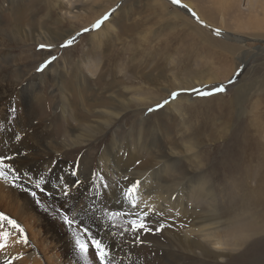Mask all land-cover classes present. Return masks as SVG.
Returning a JSON list of instances; mask_svg holds the SVG:
<instances>
[{
  "label": "rangeland",
  "instance_id": "374dc122",
  "mask_svg": "<svg viewBox=\"0 0 264 264\" xmlns=\"http://www.w3.org/2000/svg\"><path fill=\"white\" fill-rule=\"evenodd\" d=\"M165 1H169L167 6L170 4L174 11L178 9L183 15L173 18L169 7L162 9L163 12L152 4L153 0H0V88L8 91L14 100L18 89L25 92L27 98L36 94L43 98L36 106L37 120L41 122L42 118V122L52 123L58 142L66 140L71 131H84L86 135L89 128L84 130L82 125L88 121L96 125L99 121L111 119L107 115L99 117L97 110L122 111L120 118L107 129L105 127L104 132L92 138L88 145L58 155V175L72 177V165L79 161V172L83 171L90 179L92 172H100L108 182L109 176L101 167L103 163L99 157L117 136L121 142L120 156L123 154L126 159V156L130 158V153H138H135L137 159L132 164L135 176L131 180L148 177L150 170L155 171L153 173L161 170L165 161L163 156L169 161L165 168L171 170L163 174L164 179L174 188L178 189L177 185L188 191L184 184L205 180L208 191L200 198L198 207L193 208L194 203H189L186 214L171 213L169 209L178 197L173 195L175 199L171 198L166 204V211L170 214L155 216L151 226L155 228L163 222L166 226L161 232L142 233L143 243L138 246L124 242L130 239V234H126L123 241L117 237L124 247L134 249L142 264H264V88L258 92L255 83H264V0H182L203 24L198 23L187 9L172 4L171 0ZM112 9H116L115 12L99 29L83 33L67 48L59 47L84 28L91 29L97 19ZM185 15L197 25L190 23ZM255 21L262 23L259 30L250 28L251 22ZM215 29L222 33L215 35ZM104 30L110 34L108 38V34H103L105 32L99 35ZM197 30L200 34L196 33ZM41 32L56 40L50 44L54 46L51 51L39 48L40 44L48 43L35 44L34 38ZM233 37L242 39L237 44L231 42ZM51 55L58 59L43 72H37L36 68ZM84 58L100 63L96 77L83 68ZM75 66H80L88 76V84L83 86L85 90L81 95L76 87L78 69L72 68ZM185 67L189 68L186 73ZM205 67L214 68L217 82L200 84L196 88L212 91L223 85L224 92L200 96L191 89L173 87L175 71L179 79H185ZM229 67L231 72H228ZM64 68H67L66 72ZM241 68L240 75L236 76ZM35 73L39 79L32 78ZM253 73L255 75L251 76ZM245 78L248 95L241 98L238 115H223L219 112L224 110L209 108L208 99L221 95L224 102L229 101ZM23 79L26 80L21 83ZM230 79L234 83H229ZM168 89L171 90L166 93ZM172 92L180 94L173 100ZM144 97L151 98L149 107H144L148 103ZM165 99L170 101L169 104L148 112ZM179 99H182V105L176 106ZM179 105L180 114L176 111ZM62 106L66 110H76L65 115ZM124 109L127 110L124 112ZM225 125L228 131H224ZM157 178L161 180L162 173L161 178ZM90 189L93 194L92 185ZM86 192L82 185L74 191ZM103 203L109 208L111 205L114 210L133 211L103 201L100 212ZM0 212L19 222L1 208ZM194 220L196 227L192 223ZM188 230H192V239L186 238ZM217 236L224 244L222 248L211 244L218 240ZM188 240L199 248L187 250ZM200 244L204 247L200 248ZM205 245L211 252L203 254L207 249Z\"/></svg>",
  "mask_w": 264,
  "mask_h": 264
},
{
  "label": "bare ground",
  "instance_id": "6f19581e",
  "mask_svg": "<svg viewBox=\"0 0 264 264\" xmlns=\"http://www.w3.org/2000/svg\"><path fill=\"white\" fill-rule=\"evenodd\" d=\"M153 2L154 3H152V2L151 3L154 4L156 7H159L161 10L167 9L169 7V9L172 10V14L174 16L173 18H180L181 15H183V14H181V12L178 9H176L177 11H174L170 7V4H169V6H167V3H169V1L167 2L165 0H153ZM154 5H152V6H154ZM151 9H153V8H151ZM68 15H70V14H68ZM185 16L189 21L190 19L187 17V15H185ZM77 17H80V16L77 15ZM86 17H87V15H86ZM63 18H64V16H63ZM190 23L196 24L192 20H190ZM54 24L56 25V22ZM248 25L250 27V24H248ZM248 25H246V29L247 28L249 29ZM261 25H262V23L260 24V21L251 22L250 28L253 27L255 30L256 29L259 30ZM242 29H244V28H242ZM101 32L102 33L105 32V33H103L104 35L108 34V32L106 30H104V31H100L99 35H102ZM196 33L200 34V31L197 30ZM69 35L66 38H69ZM109 35L110 34H108L106 36V38H108ZM223 38L226 41L228 40L227 37H225V36H223ZM240 39H242V38H237V37L234 38L233 37L231 42H235V43L239 44L238 40H240ZM55 41L56 40L52 39V37L49 36L48 33H46V32H41V33H39V35H37L36 38H34L35 44H39V43H43V42L48 43V44H53ZM220 48L225 49L222 46ZM230 51L233 52L232 50H230ZM205 61H203V62L205 63ZM197 64H198V62H197ZM186 65L188 66V64H186ZM202 66H204V64ZM79 67L80 66H75L72 68L78 69V81L79 82L76 84V87H77V90L79 91V95H81V91L84 89L83 86L85 87V85L88 84V76H86L85 72H83L82 69ZM83 68L92 77H96L99 70H100V63H97V62L94 63V61L92 59L84 58ZM196 68H197V66H196ZM66 69L67 68H64V72H66ZM80 69H81V71L79 72ZM183 70H185V73H186L189 70V68L185 67V69H183ZM193 70H195V69H193ZM199 70L200 71H198V72L190 73V77L185 78V79H179V77L177 76L178 74H176L175 73L176 71H175L173 73V81H174L173 87H177V89L190 90L192 88L199 87L200 84H210L212 82H215L218 79V77L215 74H213V71H215L214 68L205 67V68H201ZM231 71L232 70L229 67L228 72H231ZM248 75H249V73H247V76ZM253 75H255V73H253L251 76H253ZM61 76H62V74H61ZM32 78L39 79V75L35 73V74H33ZM42 78H43V75H42ZM57 79H59V78H57ZM98 79H99V76H98ZM25 80L26 79H23V81L21 83H23ZM30 82H31V80H30ZM246 83H248V82H247V79L245 78L244 80H242L240 82V84L237 85L238 88L233 92V97L231 99H229V101L224 102L225 101L224 97H222L221 95H218L217 97L214 96V98L208 99L206 102V103H208L207 105L211 109L215 108L216 110H224V111L219 112L223 115L231 114L233 117L238 115V112H239L238 106L241 105V98L244 99V97L248 95L247 91H248L249 87H246ZM255 83H256V90L258 92L263 91L261 89L264 88V83H263V85H261L262 82H258V83L255 82ZM254 87H255V85H254ZM128 88L129 87H126L127 90H128ZM171 89H168L166 91V93H168ZM3 90L0 88V155H12L14 157V160L9 161V163L13 164L14 168L17 170V175L20 176V179L16 181V184L21 185L22 187H14L12 184L6 183L2 179H0V208L4 212H7L8 214L12 215L13 217H15L19 220L18 223L22 224V226L26 230V233L29 237L30 243L25 246V245H19V244H12L10 241L11 246L8 249L4 250L3 252H0V264H3L5 257L11 258L12 256H15L17 254H20L22 258L19 260L13 261V264H84L83 259L80 257L77 249L75 248V241H74V238L72 237L71 230L66 225H64L62 223V221L59 219V216L57 215L56 210L57 209H61V210L76 209L79 207L80 203L89 202L90 197L95 198V197H93V194H92L93 190L90 189V187H91V185H89L90 178L83 171L80 170V172L78 174V178L80 180L84 181V183L82 184V187L85 188L87 190V192L86 193H74L73 192L71 199H66L60 194L59 188L54 187V185L58 184L59 177H61V176H63L65 178V180L69 183L71 181H73L74 179H76V177L72 178L66 174L58 175L56 173V161L58 159V155L64 154L68 150L72 151L73 148H76L77 146H84L86 144L88 145V142H90L92 138H94V137L98 136V134L104 132L105 127L107 129L112 124V122H114V120H117L118 118H120L122 111L121 110L120 111L111 110L110 108H102L99 111L97 110V112H98L97 114H99L98 115L99 117H101L103 115H107L111 119L109 118L110 120H107L105 122H100V121H99V123L96 122L97 123L96 125H92L91 124L92 122L89 123L88 120L84 119V120H86V122L88 121L87 123H84V125H82V126H84V130L86 128H89L88 131H85L87 133L86 135L83 133L84 131L75 130L73 132L71 131V134L67 133V137H66L67 139L66 140L63 141V139H62V141H61V139H60L59 141H61V142H58L55 138L56 135L54 134V129H53L52 123H50L48 121L46 123H44V122H42V118L40 119L41 122H38V120H37L38 119V115H37L38 112H37L36 106H37V104H39L42 101L43 98L42 99L39 98L38 94H36L34 96L32 95L33 97L27 98L25 92H23L22 90L20 91V89H18V94L16 96V100H14L15 97H13V99H11L9 92L3 91ZM62 93L65 94L66 91L63 90ZM166 93H165V95H166ZM13 95H14V93H13ZM144 98H145L146 102L148 101V103L145 102L146 104L144 105V107L145 108L149 107L151 105V101H150L151 98H147V99H146V97H144ZM159 100L160 99H158L157 101H159ZM181 100L182 99H179L175 102L176 106H178L177 104L182 105ZM261 100H262V98H261ZM136 102H139V101H136ZM74 103H77V102H74ZM69 104H70V106L72 105L71 102H69ZM119 104L123 105V103H121V102H119ZM257 104H260V102L258 101ZM181 105H179L178 110L176 109V111L179 114L182 111L180 109ZM259 107H261V106H259ZM12 108H14L16 110L15 113L11 111ZM61 108H62V110L64 109L63 106ZM74 110H76V109H74ZM74 110L72 111L71 108L67 109V110L64 109L63 113L66 115L69 111V114H71L72 112H74ZM126 110L127 109H124L123 111L125 112ZM128 110H130V109H128ZM87 112H90V111L88 110ZM92 112L93 111L91 110L90 113H92ZM94 112L96 113L95 110H94ZM104 117H102V118H104ZM87 118H93V117H87ZM36 121H37V123H35ZM89 125H91V127ZM226 127H227V125H225L224 131H228V129H226ZM72 130H73V127H72ZM76 132H78V135H76ZM17 134H19L21 136V139L19 141H17L15 139ZM130 136H132V135H130ZM100 137H102V136L100 135ZM116 137L117 136H115L111 145L106 146V148L101 152V156L99 157L100 161L103 163L101 165V167H103L106 170V172L105 171L104 172L109 176L108 183L113 185V188L109 189V195H107L106 197L96 199V209L97 210L95 212L91 213L88 217H85L84 221H83V223L87 224L89 227L92 228L93 232L99 233V238L103 239L105 243H108L110 245H116V244L121 243V242L118 240L117 237L112 238L110 236V233L115 231L114 228L109 227L106 229L103 227L104 221H103V218L101 216L99 206L101 205V203L103 201L107 202V205L112 204V203H116L115 197L119 193L120 186L121 185H127L125 183V181L123 180V177L128 176L129 179L131 180V177L135 176V174L133 173V169L135 168V166L133 168L132 164H134L133 162L135 161V159H137L136 155H135V153H136L135 150H134L135 153H130V158L126 156V159H125L123 154H122V156H120V147H121L120 144H121V142L119 139H116ZM95 139H97V138H95ZM70 142H71V144H69ZM141 143L142 142L139 139L138 144L140 146H141ZM245 143H243V141H242L243 145ZM188 150L190 152L193 151V149H188ZM123 151H125V150H123ZM136 154H138V153H136ZM166 157L167 156H165V157L163 156V158H165L163 165H162V163L159 162V164L162 165V167H161L162 172H161V170H158V167L161 166L160 165L156 168L158 170L156 173H153L155 171H151L150 169H148V170H150V175H148V177L146 176L144 178L140 177V179L142 180V188H141L140 195L144 201H146L148 204L155 205V208L158 211L163 212L164 215L170 214V213H167V211H166V208L168 207L166 204H169V200L172 198L173 195H177L178 197H177L175 203L173 205H171V211H172L171 213L179 212V213H185L186 214L187 205L189 203L192 205L194 203L193 208L198 207L197 204H198L200 198L203 197V194L208 191V189H207L208 184L203 179H201V180L197 179V181H191L187 186H185L186 184L183 185L184 189H187L188 191H184L183 189H179V187L177 185H176V187L178 189L174 188V186L172 184H169L167 182V180L164 179V176H163V174L165 172L171 171V170H168L165 168V166L168 167L165 164L169 163V161H168V159H166ZM147 161H149V160H147ZM159 164H157V165H159ZM143 165L146 166V164H144V163H143ZM154 167H155V164H154ZM142 168H143L142 170H144V167H142ZM49 169H51V170L49 171ZM230 171H232V170H230ZM144 173H145V171H144ZM161 173H162V178H161ZM153 174L159 176L161 178V180L158 179L157 176L155 177ZM41 178H43V180H44V184H42V187L45 188V192H43V193L40 192L39 189L35 188V182L40 180ZM136 179H139V177ZM23 189H28L29 191H24ZM30 191H36L37 192V196L41 201L40 204L36 203V200L30 195ZM48 192H51L52 195L51 196L47 195ZM116 204H118V203H116ZM41 205H43V207ZM118 205L122 209L123 208L131 209L130 205H128L126 202H122L121 204H118ZM104 206H105V203H103L102 209ZM117 206H116V208H117ZM110 208H111V205H110ZM142 208H143V206H142ZM132 210L136 211L134 209H132ZM68 214L71 215L70 212ZM97 216H100V219ZM155 219H156L155 216H153L152 222H155ZM157 222H159V221H157ZM56 223H57V225H56ZM192 223L194 224V227H196L197 223L195 222V220ZM229 231H230V229H229ZM185 233L187 235L186 238H189L190 236H192V230H188ZM217 239L218 240L212 242L211 244L219 245L218 247L222 248L224 244L221 240V237L217 236ZM227 242H229V241H227ZM186 245H188L187 250H191L192 248L197 247V246H195L197 244L195 243V245H194V242H192V241L190 242V240H188L186 242ZM205 246L207 247V245H205ZM126 247H124V245L122 244V247L114 248V252H115V254H117V258L118 259L122 258L123 264H142L140 258L138 257V254H134V249L130 246H126ZM202 247H204V245L200 244V248H202ZM197 248H199V247H197ZM127 251H129V252H127ZM208 252H211V251L207 247V249H204L203 254H206ZM129 253H131V254H129ZM174 256H175V254H174ZM89 259H93L91 252L89 255ZM94 264H98V261H94ZM198 264H203V263L198 262Z\"/></svg>",
  "mask_w": 264,
  "mask_h": 264
},
{
  "label": "snow or ice",
  "instance_id": "6c2138e0",
  "mask_svg": "<svg viewBox=\"0 0 264 264\" xmlns=\"http://www.w3.org/2000/svg\"><path fill=\"white\" fill-rule=\"evenodd\" d=\"M171 3L187 9L198 23L203 24L200 17L194 11L189 9L186 4H183L182 0H171ZM117 7H119V5ZM115 10L116 9H112L111 11L106 12L101 18L97 19L95 23L91 25V29L84 28L81 32H77L74 36L65 40L64 43L59 45V47L67 48L74 44L76 38L83 33L99 29L105 21L110 18ZM214 34L219 36L221 34L220 30L215 29ZM53 47L54 46L50 44L39 45V48L48 49L49 51H51ZM57 59L58 57L55 55L49 56L48 59L44 60L36 68V71L43 72ZM242 70V68L238 69L235 75L239 76ZM229 83H234V80L230 79ZM225 90V87L220 85L214 87L212 91H201L198 88H192L190 91L200 96H210L215 93L224 92ZM179 94V92H172L170 94L171 99H176ZM169 102L170 101L168 99H165L162 103H158L155 108H149L148 112L151 113L157 109L163 108L165 105L169 104ZM11 111L15 112V109L12 108ZM15 139L19 141L21 136L17 134ZM12 160H14L12 155H0V179L6 183L12 184L14 187H22L21 185L16 184V181L20 179V176L17 175V170L14 168L13 164L9 163V161ZM136 163L139 164L140 161H137ZM50 170L51 169H49V171ZM70 174L72 177H76V179L69 183L63 176H61L59 177L58 184L54 185V187L59 188L60 194L66 199H71L72 193L84 183V181L78 178L79 161H76L72 165V171ZM123 179L129 181V183L127 185L120 186L119 193L115 197L116 203L121 204L122 202H126L130 205L131 209L136 211L114 210L105 206L101 210V216L104 221L103 227L106 229L109 227L116 229L117 231L111 232L110 236L112 238L121 237L122 241L126 234H130V239L124 242L130 245L138 246L143 243L141 239L142 233H159L166 225L163 222H160L155 228L151 226L152 217L163 216V212L158 211L155 208V205L148 204L142 199L140 195L142 180H130L128 176H124ZM90 183L94 189L93 197L95 198L106 197L109 195V189L113 188V185L106 181V177L97 171L91 173ZM42 184H44L43 178L35 182V188L39 189L40 192L43 193L45 192V188L42 187ZM23 190L29 191L28 189ZM30 195L36 200L37 204L41 203L36 191H30ZM47 195L51 196L52 193L48 192ZM95 198L90 197L89 202L80 203L79 207L76 209H57V215L62 223L71 230L72 237L75 241V248L77 249L80 257L83 259L84 264H94V261H98V264H123L122 258L118 259L117 254L114 252V248L122 247V243H118L116 245L105 243L103 239L99 238V233L93 232L91 227L83 223L85 217H88L91 213L97 210ZM172 198L175 199V197ZM41 206L43 207V205ZM169 211H171V209H169ZM69 212L71 215L68 214ZM177 215H179L178 212ZM10 241L12 244L25 246L30 243L24 227L14 218L0 212V252H3L11 246ZM90 252L93 259H89ZM21 258L20 254L12 256L11 258L5 257L3 264H13V261Z\"/></svg>",
  "mask_w": 264,
  "mask_h": 264
}]
</instances>
